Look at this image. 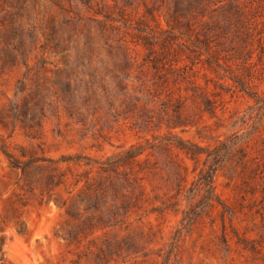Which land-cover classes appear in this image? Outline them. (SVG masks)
<instances>
[{
  "label": "rangeland",
  "instance_id": "1",
  "mask_svg": "<svg viewBox=\"0 0 264 264\" xmlns=\"http://www.w3.org/2000/svg\"><path fill=\"white\" fill-rule=\"evenodd\" d=\"M244 1L253 35L197 40L142 0H0V264H264V0ZM175 55L198 73L167 86L149 59Z\"/></svg>",
  "mask_w": 264,
  "mask_h": 264
},
{
  "label": "trees",
  "instance_id": "2",
  "mask_svg": "<svg viewBox=\"0 0 264 264\" xmlns=\"http://www.w3.org/2000/svg\"><path fill=\"white\" fill-rule=\"evenodd\" d=\"M113 1L117 5V0ZM142 2L145 12L150 15H153V11L160 7L165 6L168 8V26L171 27L172 30H181L184 28L188 34L194 35L197 40H200L203 36L208 37L209 34H213V36H221L222 34L226 35L233 30V26L241 31H246V34L250 36L253 35L250 31L253 24L251 23V18L246 10L247 6L244 4V0H142ZM130 9L133 10L132 4L127 3L120 10L121 16L128 21H131L133 18V11ZM136 9H139V7H136ZM105 17L109 18V16ZM254 30L256 31L257 28ZM257 37L259 47L264 55V34L259 32ZM206 46L208 52L214 51L213 46L210 43L206 44ZM168 52L169 54H174L175 50L169 49ZM154 53L155 51L153 50V54ZM124 57L128 59L129 63L130 57L128 49L125 47ZM174 57V60L168 62H164L165 59H160L158 56H152L151 59H149L152 68L158 73V79L162 80V83L167 86L170 83V79L166 78L167 73L165 72H169L170 74L181 72L179 75L182 76V80L196 77L198 73V71H195L193 68L188 69L187 66L178 68L177 65L180 61L179 56L177 57V55H175ZM202 95H204L205 102L211 103L207 91L203 92ZM177 109L178 110H174L173 112L175 113L176 118L180 119L181 107L178 106ZM162 121L159 120L161 126L163 124ZM149 122L152 123L153 121L150 120ZM179 145L183 149H186L187 153L191 152L193 156L196 154L192 148L199 149V147L195 145H190L191 148H188V146H184L182 141L179 142ZM4 154L7 158L12 159V156H10L8 152L4 151ZM246 157L252 159L249 158L248 154H246ZM205 182L206 186L213 188V176H206Z\"/></svg>",
  "mask_w": 264,
  "mask_h": 264
}]
</instances>
